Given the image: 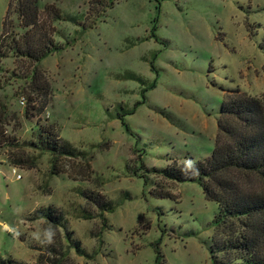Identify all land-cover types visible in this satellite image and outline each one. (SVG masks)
I'll use <instances>...</instances> for the list:
<instances>
[{
	"label": "rangeland",
	"instance_id": "obj_1",
	"mask_svg": "<svg viewBox=\"0 0 264 264\" xmlns=\"http://www.w3.org/2000/svg\"><path fill=\"white\" fill-rule=\"evenodd\" d=\"M98 2L38 0L28 26L0 0V256L215 264L216 202L162 173L210 155L233 89L264 98V0Z\"/></svg>",
	"mask_w": 264,
	"mask_h": 264
},
{
	"label": "trees",
	"instance_id": "obj_2",
	"mask_svg": "<svg viewBox=\"0 0 264 264\" xmlns=\"http://www.w3.org/2000/svg\"><path fill=\"white\" fill-rule=\"evenodd\" d=\"M112 2L99 0L98 3L110 7ZM8 4L9 7L16 6L24 25L37 22L38 0H9ZM53 45L49 40L33 54L27 51L25 54L38 62L51 52ZM217 128L218 134L209 156L195 161L194 167H167L162 174L177 181L199 183L204 196L216 202L215 233L210 246L213 263L264 264V98L233 89L231 95L223 98ZM2 136L0 125V140ZM43 143L53 157L69 154L65 145L49 141L48 135ZM152 192L158 196H171L155 189ZM105 204L101 203L99 207L104 209ZM36 215L50 221L61 219L50 208L36 211ZM74 248L80 251L77 243ZM159 256L157 253L156 261ZM0 264L21 263L9 256H0Z\"/></svg>",
	"mask_w": 264,
	"mask_h": 264
},
{
	"label": "clouds",
	"instance_id": "obj_3",
	"mask_svg": "<svg viewBox=\"0 0 264 264\" xmlns=\"http://www.w3.org/2000/svg\"><path fill=\"white\" fill-rule=\"evenodd\" d=\"M194 161H191V160H189V161H186V167H188V168H191V167H194Z\"/></svg>",
	"mask_w": 264,
	"mask_h": 264
},
{
	"label": "built area",
	"instance_id": "obj_4",
	"mask_svg": "<svg viewBox=\"0 0 264 264\" xmlns=\"http://www.w3.org/2000/svg\"><path fill=\"white\" fill-rule=\"evenodd\" d=\"M12 172L15 173L16 178H20V174H18V173L16 174L15 168L12 169Z\"/></svg>",
	"mask_w": 264,
	"mask_h": 264
}]
</instances>
